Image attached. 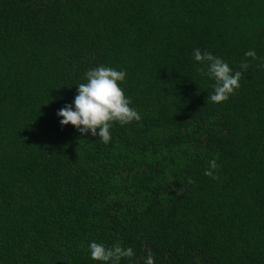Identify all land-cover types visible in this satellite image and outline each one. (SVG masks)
<instances>
[{"label":"trees","instance_id":"obj_1","mask_svg":"<svg viewBox=\"0 0 264 264\" xmlns=\"http://www.w3.org/2000/svg\"><path fill=\"white\" fill-rule=\"evenodd\" d=\"M195 48L248 62L227 101ZM262 58L264 0H0V264H264ZM99 65L141 114L107 144L56 116Z\"/></svg>","mask_w":264,"mask_h":264},{"label":"clouds","instance_id":"obj_2","mask_svg":"<svg viewBox=\"0 0 264 264\" xmlns=\"http://www.w3.org/2000/svg\"><path fill=\"white\" fill-rule=\"evenodd\" d=\"M246 58L257 60L254 50L244 53ZM193 59L204 67L200 69L203 75L214 81L213 90L207 98L213 103H221L228 100L229 96L240 87L239 80L243 70L248 68V62L240 64V71H235L220 57L210 52H201L199 48L193 49ZM264 68V58L259 65ZM126 77V71L99 65L85 73L86 82L76 85V95L71 104H65L58 109L56 116L61 126L72 125L81 136L91 135L107 144L111 139L110 129L113 123L121 126L132 121L139 122L141 114L133 107L131 101L125 95L120 84ZM218 167L213 158L208 162V168L204 174L216 179L213 170ZM88 254L94 261L100 264H120L122 259L133 257L131 247H121L115 244L106 247L103 243L89 242ZM144 264H155L153 255L145 256Z\"/></svg>","mask_w":264,"mask_h":264}]
</instances>
